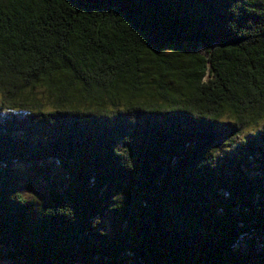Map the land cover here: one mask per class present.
<instances>
[{
    "label": "trees",
    "instance_id": "16d2710c",
    "mask_svg": "<svg viewBox=\"0 0 264 264\" xmlns=\"http://www.w3.org/2000/svg\"><path fill=\"white\" fill-rule=\"evenodd\" d=\"M0 264H264V0H0Z\"/></svg>",
    "mask_w": 264,
    "mask_h": 264
},
{
    "label": "rangeland",
    "instance_id": "374dc122",
    "mask_svg": "<svg viewBox=\"0 0 264 264\" xmlns=\"http://www.w3.org/2000/svg\"><path fill=\"white\" fill-rule=\"evenodd\" d=\"M30 169L31 167L29 165L22 167V171L24 172L25 177L30 180L28 184L25 181L22 183L24 192L26 194H32L39 191L42 188L44 180V178H42L39 174L35 175L33 173L34 171L32 172ZM49 170L51 173H59L58 168L53 164L50 165Z\"/></svg>",
    "mask_w": 264,
    "mask_h": 264
}]
</instances>
